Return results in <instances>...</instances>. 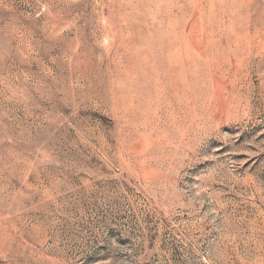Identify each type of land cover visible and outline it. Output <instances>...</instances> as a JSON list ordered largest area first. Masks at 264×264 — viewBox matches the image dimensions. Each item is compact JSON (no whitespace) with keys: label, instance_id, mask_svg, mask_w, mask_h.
I'll return each mask as SVG.
<instances>
[{"label":"rangeland","instance_id":"obj_1","mask_svg":"<svg viewBox=\"0 0 264 264\" xmlns=\"http://www.w3.org/2000/svg\"><path fill=\"white\" fill-rule=\"evenodd\" d=\"M0 264H264V0H0Z\"/></svg>","mask_w":264,"mask_h":264}]
</instances>
